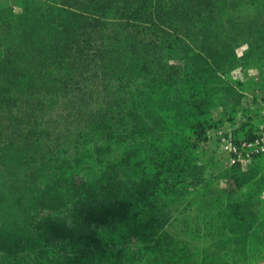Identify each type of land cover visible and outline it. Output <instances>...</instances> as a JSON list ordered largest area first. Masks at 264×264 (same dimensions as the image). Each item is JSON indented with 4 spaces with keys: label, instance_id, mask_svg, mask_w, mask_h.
<instances>
[{
    "label": "rangeland",
    "instance_id": "rangeland-1",
    "mask_svg": "<svg viewBox=\"0 0 264 264\" xmlns=\"http://www.w3.org/2000/svg\"><path fill=\"white\" fill-rule=\"evenodd\" d=\"M140 1H117L148 27L129 40L111 11L68 32L78 18L59 0H0L13 19L0 56L16 55L0 105V264H44L30 202H71L74 182L113 168L128 183L161 175L133 205L125 264H264V152L234 161L222 141L264 133V0H211L180 34L161 7L172 0Z\"/></svg>",
    "mask_w": 264,
    "mask_h": 264
},
{
    "label": "trees",
    "instance_id": "trees-1",
    "mask_svg": "<svg viewBox=\"0 0 264 264\" xmlns=\"http://www.w3.org/2000/svg\"><path fill=\"white\" fill-rule=\"evenodd\" d=\"M64 7L59 8V14H65L73 19L72 26L66 24L68 32L80 29L81 24L87 26L88 16L106 15L109 11L124 21L127 28V38L130 40L141 36V29H148L146 24L140 25L138 14H129L117 1L132 2L140 0H59ZM141 0L136 7L141 8ZM161 1V0H158ZM164 2V0H162ZM170 1V0H168ZM211 0H172L169 5L168 20L182 21L181 24H168L174 32L189 29L191 20L189 15L197 19L199 15L195 10L205 7ZM5 7L0 6V44L2 37H6L13 29V19H4ZM50 9V7H49ZM81 19V20H79ZM150 29L161 31L162 26H156L155 19L150 18ZM48 42L44 41V44ZM6 49L4 50V52ZM0 56V105H9L10 96L2 95L4 87L16 76L13 69V58L16 55L4 53ZM171 74H181L177 66H173ZM198 136L203 130H196ZM160 173L147 176L138 181L126 182L120 177L116 168L105 172L99 180L90 183L74 182L72 193L74 199L69 202L61 193L43 191L32 206L25 218L26 227L41 234L42 240L36 248V256L43 259L44 264H125L126 258L121 249H117L124 241L138 234L140 224L134 221L132 211L134 203L147 202L160 186ZM136 225V226H135ZM130 226L132 230L126 231ZM141 237V236H140ZM38 249V250H37ZM163 256L165 249L161 248Z\"/></svg>",
    "mask_w": 264,
    "mask_h": 264
},
{
    "label": "built area",
    "instance_id": "built-area-1",
    "mask_svg": "<svg viewBox=\"0 0 264 264\" xmlns=\"http://www.w3.org/2000/svg\"><path fill=\"white\" fill-rule=\"evenodd\" d=\"M222 141L225 148L233 156L234 161H236V156L241 154L250 161L255 154L264 152V133L253 139L243 140L240 143L227 141L224 137H222Z\"/></svg>",
    "mask_w": 264,
    "mask_h": 264
}]
</instances>
